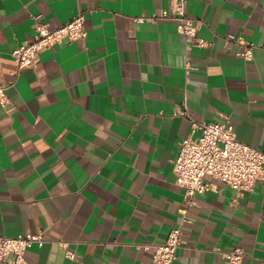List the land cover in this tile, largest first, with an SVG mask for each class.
<instances>
[{
  "label": "crops",
  "instance_id": "1",
  "mask_svg": "<svg viewBox=\"0 0 264 264\" xmlns=\"http://www.w3.org/2000/svg\"><path fill=\"white\" fill-rule=\"evenodd\" d=\"M174 1L0 0V235L43 233L30 263L153 264L181 222L174 160L200 136L194 121L229 115L238 139L264 150V0H187L207 46H188L175 22L136 21ZM81 13L86 38L20 69L13 51L34 40L36 16L56 28ZM218 184L189 208L174 264H227L237 248L264 264V179Z\"/></svg>",
  "mask_w": 264,
  "mask_h": 264
},
{
  "label": "built area",
  "instance_id": "2",
  "mask_svg": "<svg viewBox=\"0 0 264 264\" xmlns=\"http://www.w3.org/2000/svg\"><path fill=\"white\" fill-rule=\"evenodd\" d=\"M187 0H175L169 9H162L147 17H137L139 23L161 21L175 22L185 36L188 46L197 44L207 46L200 37V22L188 15ZM36 35L34 40L19 45L13 56L20 69L33 67L39 54L65 40L84 39L88 35L83 13L68 23L52 28L36 16ZM235 39V37H232ZM231 39H227L228 41ZM243 46L239 55L247 60L254 57V43L238 40ZM187 72L193 70L186 65ZM9 85L0 83V102L9 103ZM201 131L199 137L188 135L180 143V150L174 160L177 183L185 190V206L182 207L180 225L173 228L165 242L155 244L153 264H174L183 244V226L193 222L189 208L196 204V197L210 191L219 190V182L238 191L253 190L264 179V150L258 149L238 139L231 117L226 115L222 121L193 123V131ZM45 241L43 233L26 232L16 237L0 235V261L13 258L14 264H32L27 259L28 250L36 243ZM73 257V253H68ZM227 264H245V251L237 248L225 254Z\"/></svg>",
  "mask_w": 264,
  "mask_h": 264
}]
</instances>
